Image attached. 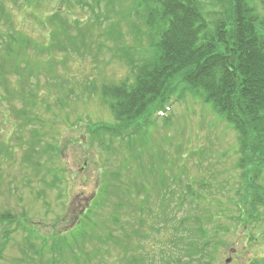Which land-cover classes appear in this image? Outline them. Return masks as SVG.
Instances as JSON below:
<instances>
[{"label": "rangeland", "instance_id": "374dc122", "mask_svg": "<svg viewBox=\"0 0 264 264\" xmlns=\"http://www.w3.org/2000/svg\"><path fill=\"white\" fill-rule=\"evenodd\" d=\"M137 2L0 0V264L264 263V170L200 92L116 137L137 123L103 93L151 52ZM201 4L229 24L227 0Z\"/></svg>", "mask_w": 264, "mask_h": 264}, {"label": "trees", "instance_id": "16d2710c", "mask_svg": "<svg viewBox=\"0 0 264 264\" xmlns=\"http://www.w3.org/2000/svg\"><path fill=\"white\" fill-rule=\"evenodd\" d=\"M136 4L146 7L151 52L133 82L103 93L111 98L110 108L120 121L137 123L117 127L118 134L125 136L116 137L126 140L147 126L149 105L177 101L183 92H200L237 131L242 166L251 163L263 171L264 18L257 16L256 6L264 7V0H227L225 16L230 22L222 19L212 31L201 0H138ZM262 192L264 187L258 185L251 196Z\"/></svg>", "mask_w": 264, "mask_h": 264}, {"label": "water", "instance_id": "95a60500", "mask_svg": "<svg viewBox=\"0 0 264 264\" xmlns=\"http://www.w3.org/2000/svg\"><path fill=\"white\" fill-rule=\"evenodd\" d=\"M226 262H228V260H226Z\"/></svg>", "mask_w": 264, "mask_h": 264}]
</instances>
